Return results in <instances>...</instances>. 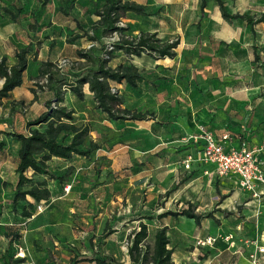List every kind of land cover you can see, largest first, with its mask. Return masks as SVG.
Returning a JSON list of instances; mask_svg holds the SVG:
<instances>
[{"label": "rangeland", "instance_id": "1", "mask_svg": "<svg viewBox=\"0 0 264 264\" xmlns=\"http://www.w3.org/2000/svg\"><path fill=\"white\" fill-rule=\"evenodd\" d=\"M22 1L28 10L30 22L13 25L8 18L0 16V35H16L17 30L31 35L30 25L34 23L31 18L37 17L40 22L36 27H39V34L43 31V38L55 33L70 42L81 43L79 40L84 39L82 43L86 44L82 46L90 45L88 38L98 22L96 11L104 3V0H97L94 5L92 0H79L82 3L76 6L82 11L79 20L73 19L72 24H66L63 23L66 15L60 12L59 7L70 12L77 0ZM122 1L145 5L149 13L148 16L125 14L120 19L125 29L123 39H136L140 34L156 31L154 34L162 42H179L176 49L179 56L175 62L158 60L146 53L140 57L125 56L120 51L115 52L109 62V66H117L119 62L132 64L144 72L136 90L123 85L119 91L131 103L127 109L147 113L146 121H154L152 131L160 136L149 137L144 128L134 129L131 124L122 121L112 124L105 114L97 110L93 101L82 103L78 109L80 114L75 116H79L77 123L89 127L91 132L88 139L100 145L101 149L95 152L92 160L80 157L76 165L81 170L74 174L72 171L62 186L47 182L52 198L42 213H37L35 206L28 205L27 200L26 203L19 202L17 213L13 214L11 194H3L0 189V264L4 255L20 259V250L24 254V264H35L31 258L36 254L43 255L41 259L51 264H78L81 261L87 264L88 259L110 257L114 264H133L124 247H130V234L137 229L141 219L152 221L153 217H147L146 210H143L148 199L153 197L151 203L154 207L155 204L157 207L165 206L177 179L182 182L190 177L189 170L174 171L171 162L178 159V152H172L176 148L170 145L166 150L162 148L158 151L156 145L173 144L185 119L195 110L196 118H201L203 103L213 97L218 101L220 96H224L222 89L228 88L233 92L240 90L253 97L259 95V86L264 85L263 25L250 28L241 21L224 20L212 0H206L205 15L200 11V0ZM223 1L231 14H246L254 18L264 16V0ZM15 3L17 0H1L0 8L5 5L13 7ZM77 32L81 36L75 34ZM39 45L37 43L35 46L38 48ZM11 46L18 48L20 44L5 42L0 36V50L12 49ZM195 49L199 50L198 55L201 56L197 62L193 52ZM96 53L100 54L98 48ZM158 63L159 66L155 67ZM56 65H67L65 72L72 74L81 70L83 64L76 62L73 50L66 47ZM33 85L36 93H40L39 87L43 88L45 81L36 79ZM151 92L156 93L151 99H140L143 94ZM216 104L220 105V102ZM67 105L72 106L70 103ZM73 107L77 109L76 102ZM27 112V106H18L14 113L8 104L2 105L0 102V126L5 131L24 133L27 130L23 116ZM106 122L111 124V128ZM205 128H195L196 133H193V129L182 127L190 134L187 142L196 145L201 143L195 142L194 137L207 132ZM115 143H118L117 147ZM112 147L117 149L113 154L100 156L102 151L107 152ZM166 163L171 166L163 167ZM51 166V170L58 174L67 169L65 162H55ZM42 180L34 178L37 183ZM177 205L172 202L170 209L177 208ZM25 206L32 216L29 222L23 224L17 216ZM185 220L177 226L180 231L190 235L191 227ZM104 233L115 234L113 237L109 234L106 238ZM16 234L18 238H15ZM104 238L108 241L105 242ZM106 244L110 248L108 254L104 250ZM146 244L152 250L153 233ZM73 259L76 262L73 263Z\"/></svg>", "mask_w": 264, "mask_h": 264}, {"label": "crops", "instance_id": "2", "mask_svg": "<svg viewBox=\"0 0 264 264\" xmlns=\"http://www.w3.org/2000/svg\"><path fill=\"white\" fill-rule=\"evenodd\" d=\"M96 2L97 0H92V4L96 5ZM77 5L81 6V1L79 3V0H77L74 9L70 12H65L59 7L60 12L66 15L63 18V23L72 24L73 19L79 20L78 16L82 11L81 8H76ZM28 18L27 16L26 21L30 22ZM96 19H98V17ZM31 20L34 23L40 22L37 17L31 18ZM261 25L264 26V24ZM263 28L264 27H262V29ZM76 31L75 29L74 32ZM42 32H40V34L38 32L29 35L26 31L20 33V31L17 30L16 35H0L5 42L19 43L20 47H25L31 43L34 48L33 54L29 57L27 69L23 74L21 86L11 91L8 98L0 101L2 105L8 104L10 111L14 113L18 106H27L28 112L23 116L24 125L28 120L35 119L43 113L45 110L44 102L51 98V93L47 91L40 94L38 93L37 96L31 92V90L35 88L33 84L34 81L38 79V69L41 64L46 61L56 63L60 54L66 47L73 50L74 56L77 50H87L89 48V45L82 46L86 44L82 43L84 39L79 40L81 43L77 41L70 42L66 40L65 37H60L55 33L45 35L43 38ZM152 32L155 33L156 31ZM75 34L81 36V33L77 32ZM23 37L26 38L25 41ZM37 43H40L38 48L35 46ZM176 49L175 57L173 59L166 58L165 60L175 62L179 56ZM18 50L17 47L0 50V58L5 57L8 65L12 66L16 63L14 54ZM193 52H195L194 55L197 57V62L200 56L198 55L199 50L195 49ZM75 60L76 62H81L76 56ZM119 64H122V62H119L118 65ZM156 66L158 67L159 63L155 65V67ZM111 67L114 68L115 66ZM2 82L3 81L0 79V87ZM121 87H123V85L116 86L120 97L123 98V107L128 108L131 106V103L126 96L119 91ZM259 88V95L253 97H250V94H244L240 90L233 92L228 88L222 89L221 92L222 94L224 93V96H220L221 98H218V101L213 97V99H209L203 103L204 108H201V110H203L201 118H196L195 114H197V112L195 110L194 114L192 112L191 116L189 115L185 119L186 121H184L185 123L182 127L184 128L185 126L187 130L189 128L193 129V133H196L195 128L197 130L201 126L204 128L206 127V131L211 133L219 141H221V137L227 135L228 139L223 143L224 146L226 148L235 149L244 147L247 150L254 151L256 158L262 165L264 174V150L257 152V150L264 145V85H260ZM82 92L84 94L83 101H78L69 91L64 94V102L61 106L67 109H73L75 111L74 116L80 114L78 109L83 105L82 103L89 100L93 101V96L88 90V85L82 87ZM155 95V92L145 93L140 96V99L148 97L151 99L152 96ZM75 102L78 106L77 109L73 107ZM216 102H220V105L216 104ZM68 103L72 106L68 107ZM75 118L78 122L79 116ZM153 122L152 120L124 121V124H131L130 126L134 129L144 128V131L149 137L159 138L160 135H155L152 131ZM107 126L111 128L110 123H107ZM182 127L181 125L179 126V133L176 138L174 137L173 144H159L156 146L158 147V151H161L162 148L166 150L170 145L176 148L172 152H178V159L171 162L172 166H174V171L177 172V170H181L184 172L185 170H189L188 174L190 177L182 182L177 179L173 187V192L168 197L165 206L157 207L155 204V207H157L155 208L151 203L153 197L148 199L147 205L143 207V210H146V216H152L154 220L152 219L151 222H145L144 219H141V221L147 225V240H149L152 233L154 235L157 230L165 227L169 240L167 249L172 252L171 261L174 264H264V252H258L259 249H263L264 251V186L257 185L254 193L241 190L238 187V180L236 177L220 179L215 174L214 166L197 163L196 158L201 151V145L188 143L187 137L190 136V134L184 131ZM6 132L9 133L10 131H5L0 126V141L6 143V146L3 148L2 152H0V183H5L6 186L0 189L3 194H12L17 181L15 169L18 162L17 153L19 146L16 142L6 137ZM26 133L27 131L24 130L23 134ZM117 146L118 145H116V147ZM116 150V148L112 147L111 149H107V152L102 151L100 156L111 155ZM75 158L69 162H65V168L72 167L73 174L81 170L80 166L76 165L80 161V157ZM112 158L113 157H109L108 159ZM82 159L86 160L84 158ZM189 159L191 161L188 164V169H186L184 165ZM55 162L62 161L53 159L49 164L50 168H52L51 164ZM166 166L171 165L166 163L163 167ZM30 175L31 172L28 173V176ZM172 202L178 204L177 208L170 209ZM188 208L196 215H211L210 218H203L199 225H196L193 220L187 219L191 227L190 235L180 231L177 226L186 218L182 216L158 218V216L163 213L170 212L177 214ZM150 213H152V215H150ZM29 221L30 219L27 222ZM113 234L115 233H111L110 235L113 237ZM227 235L233 236V242L231 244L229 242L217 241L213 246L202 248H197L195 246L197 240ZM106 238H104L105 242L108 241ZM104 250L106 254H108L107 252L110 250L108 244H106ZM125 253L127 254L126 251ZM42 256L43 255L36 254L31 259L35 264H51V262L41 259ZM197 258L201 259L197 261ZM78 264L86 263L80 262ZM87 264L93 263L87 262Z\"/></svg>", "mask_w": 264, "mask_h": 264}, {"label": "trees", "instance_id": "3", "mask_svg": "<svg viewBox=\"0 0 264 264\" xmlns=\"http://www.w3.org/2000/svg\"><path fill=\"white\" fill-rule=\"evenodd\" d=\"M212 1L224 20L241 21L250 28L264 24V16L254 18L246 14H231L223 0ZM70 2L72 1L70 0ZM199 7L202 15H205L206 0H200ZM127 13L137 16L149 15L144 5L122 0H104L101 9L96 11L98 22L93 28L92 36L88 38L89 49L75 52V56L83 64L81 70L69 74L65 72V67L60 71L57 69L56 63L51 61L43 62L39 67L38 79L46 81L44 89L39 87L40 93L45 91L51 93V98L44 102V112L35 119L26 122V134L5 133L7 138L16 142L19 146L18 162L15 169L17 181L10 201L13 214L17 213L19 202L26 203L27 200H29L28 205L35 206V210L38 206L46 209L52 198V192L47 182H55L59 186L67 182L72 167H68L64 173L58 174L51 170L49 166L53 159L69 162L75 157H81L89 161L93 159L95 152L101 149L100 145L88 139L91 132L89 127L86 124L77 123L74 116L75 111L61 106L64 102L65 92L69 91L78 101H83L82 87L88 85L95 107L99 112L105 114L107 120L112 124L117 121H144L148 118L147 113L131 111L123 107V98L120 97L116 88L117 85H125L132 90H136L143 79L144 72L132 64H119L112 68L109 66V62L117 51L122 52L125 56L140 57L146 53L158 60L173 59L179 42L178 40L162 42L154 33L140 34L136 39L129 40L126 37L123 39L125 29L119 28L117 23ZM27 14L28 10L22 0H17L13 7L5 5L0 8V16L8 18V21L13 25H20L22 21H26ZM36 26H38L37 22L30 25V30L34 34L39 32V27L37 29ZM115 32L119 33L121 38L113 44V50L108 52L105 50L104 41ZM76 38L79 37L76 36ZM96 48L99 49L100 54L96 53ZM17 49L19 50L14 54L16 59L14 65L9 66L5 57L0 58V79L3 81L0 87V101L8 98L11 91L21 86L29 57L34 50L31 43ZM200 57H198V60ZM84 67L88 68L83 70ZM31 92L35 96L38 95L34 89ZM41 127L43 129H40ZM116 144L118 143L114 145ZM5 146L6 143L0 141V152ZM97 170V173H99V169ZM29 172H31L30 176H28ZM37 177L43 178L42 182L37 183L34 181V178ZM5 186V183H0V187ZM31 216L32 212L25 206L22 207L17 218H20L25 224ZM167 216H182L193 220L196 225H199L203 218L211 217L210 214L196 215L188 208L177 214L166 212L159 215L158 218L161 219ZM166 230L163 227L154 233L151 250L146 244L148 239L147 225L140 220L137 229H134L130 234V247L127 250L129 260L133 264H174L171 261L172 252L167 249L169 240ZM109 234L104 233V236ZM18 237L16 234L15 238ZM72 262L76 261L73 259ZM86 262L114 264L111 258L88 259ZM1 263L22 264L23 259L7 258V255H4L1 257Z\"/></svg>", "mask_w": 264, "mask_h": 264}, {"label": "built area", "instance_id": "4", "mask_svg": "<svg viewBox=\"0 0 264 264\" xmlns=\"http://www.w3.org/2000/svg\"><path fill=\"white\" fill-rule=\"evenodd\" d=\"M119 28H124L122 22L117 23ZM121 35L117 32L108 36L104 41V46L106 51L113 50V44L118 42ZM67 66V65H66ZM65 65L57 67L60 71L63 70ZM63 67V68H61ZM45 81V80H44ZM46 83V81H45ZM113 92L114 89H112ZM228 139L227 135L221 137V141L217 140L211 133L203 132L201 135L194 137L195 142L201 143V151L198 153L196 158L197 163L203 165H212L215 167V174L218 178L224 179L227 177H236L238 180V187L241 190L248 192H255L257 185L264 186V174L262 165L256 158L254 151L247 150L244 147L240 149L226 148L224 142ZM264 150V145L257 150L261 152ZM189 161H186L184 167L188 169ZM45 207L38 206L37 213H42ZM217 241H223L225 243H232L233 236H217L215 238H207L204 240H197L195 246L197 248L213 246ZM125 251L128 250V245L124 247ZM259 253H263V249L258 250ZM18 257L20 259L24 258L22 250H20ZM24 264V263H22Z\"/></svg>", "mask_w": 264, "mask_h": 264}]
</instances>
